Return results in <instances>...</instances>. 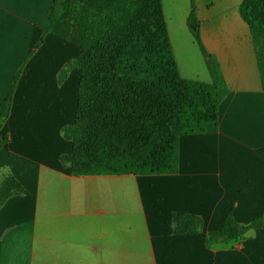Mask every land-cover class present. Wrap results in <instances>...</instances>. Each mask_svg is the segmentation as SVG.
<instances>
[{
  "label": "crops",
  "instance_id": "1",
  "mask_svg": "<svg viewBox=\"0 0 264 264\" xmlns=\"http://www.w3.org/2000/svg\"><path fill=\"white\" fill-rule=\"evenodd\" d=\"M241 1L194 0L228 88L217 131L179 137L176 173L74 175L60 161L72 149L61 128L75 121L79 70L58 76L80 49L49 33L35 48L52 0H0V99L33 51L0 129V174L27 190L0 207V264H264V228L205 243L228 212L247 224L264 206V88ZM190 3L161 0L171 47L183 78L210 82L186 23ZM174 212L199 216L202 229L173 233Z\"/></svg>",
  "mask_w": 264,
  "mask_h": 264
},
{
  "label": "trees",
  "instance_id": "2",
  "mask_svg": "<svg viewBox=\"0 0 264 264\" xmlns=\"http://www.w3.org/2000/svg\"><path fill=\"white\" fill-rule=\"evenodd\" d=\"M241 18L249 27L261 85L264 88V0H242ZM187 25L198 24L191 0ZM211 81L183 78L171 47L161 0H52L46 34L80 49L59 72L62 82L78 68L75 121L61 128L72 149L60 156L74 175L172 174L178 171V142L183 134L214 133L218 108L228 93L216 57L191 30ZM33 51L22 60L7 95L0 99V129L10 114L19 75ZM8 142L0 134V148ZM27 190L10 173L0 174V207ZM175 234L202 229V219L171 213ZM264 228V206L247 224L228 212L221 226L209 231L207 246L238 241L249 230Z\"/></svg>",
  "mask_w": 264,
  "mask_h": 264
},
{
  "label": "water",
  "instance_id": "3",
  "mask_svg": "<svg viewBox=\"0 0 264 264\" xmlns=\"http://www.w3.org/2000/svg\"><path fill=\"white\" fill-rule=\"evenodd\" d=\"M197 26H198L197 24L191 25L190 26V29L193 30V31H195L197 29Z\"/></svg>",
  "mask_w": 264,
  "mask_h": 264
},
{
  "label": "rangeland",
  "instance_id": "4",
  "mask_svg": "<svg viewBox=\"0 0 264 264\" xmlns=\"http://www.w3.org/2000/svg\"><path fill=\"white\" fill-rule=\"evenodd\" d=\"M197 49V48H196ZM198 51V50H197ZM199 53V52H198ZM200 55V54H199ZM201 57V56H200ZM189 62V59L188 58H186V63H188Z\"/></svg>",
  "mask_w": 264,
  "mask_h": 264
}]
</instances>
